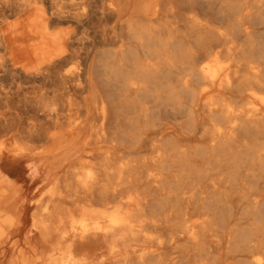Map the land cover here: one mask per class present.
Returning a JSON list of instances; mask_svg holds the SVG:
<instances>
[{
	"label": "bare ground",
	"instance_id": "1",
	"mask_svg": "<svg viewBox=\"0 0 264 264\" xmlns=\"http://www.w3.org/2000/svg\"><path fill=\"white\" fill-rule=\"evenodd\" d=\"M195 3L0 0V264H264V46Z\"/></svg>",
	"mask_w": 264,
	"mask_h": 264
},
{
	"label": "rangeland",
	"instance_id": "2",
	"mask_svg": "<svg viewBox=\"0 0 264 264\" xmlns=\"http://www.w3.org/2000/svg\"><path fill=\"white\" fill-rule=\"evenodd\" d=\"M228 1L234 2L232 13L225 10ZM194 8L201 24L215 33L211 40L201 35L204 37V43L200 46L201 55L224 52L231 46L237 47V50L246 49L250 44L259 48L264 46V3L257 0H196ZM201 32H204V28ZM247 56L240 57V61L244 62ZM108 201L116 204V200L110 198L105 202L107 205H110ZM105 203L99 204L101 208L114 206L107 207Z\"/></svg>",
	"mask_w": 264,
	"mask_h": 264
}]
</instances>
